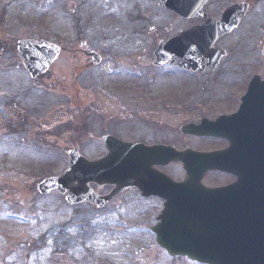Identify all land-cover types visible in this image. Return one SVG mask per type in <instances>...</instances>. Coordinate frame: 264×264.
<instances>
[{"label":"rangeland","instance_id":"rangeland-1","mask_svg":"<svg viewBox=\"0 0 264 264\" xmlns=\"http://www.w3.org/2000/svg\"><path fill=\"white\" fill-rule=\"evenodd\" d=\"M190 24L154 0H0V264H204L155 243L156 200L137 202L131 191L99 210L36 189L66 169L76 145L91 160L103 156L97 138L108 123L136 141L165 127L174 141L181 125L213 117L220 95L242 94L254 72L264 74V0L217 43L228 57L214 72L145 63L160 40ZM23 38L64 48L47 74L32 79L24 69Z\"/></svg>","mask_w":264,"mask_h":264},{"label":"water","instance_id":"water-1","mask_svg":"<svg viewBox=\"0 0 264 264\" xmlns=\"http://www.w3.org/2000/svg\"><path fill=\"white\" fill-rule=\"evenodd\" d=\"M160 7L174 11L181 18L197 16L209 0H156ZM246 6L225 11L222 22H210L203 27H191L161 42L155 51L157 64L170 63L192 71L214 70L225 58L224 51L211 48L223 36L237 28L246 14ZM61 52L60 46L33 39L17 43V54L29 74L35 78L48 71ZM232 131H219L218 124L203 120L200 126L182 128L185 133L225 135L231 139V148L220 154H202L191 150L178 152L168 147L125 143L106 136L108 157L89 161L77 149L69 151V167L60 177L45 179L38 184L42 194L52 190L69 192V204L85 201L104 203L127 187L138 186L146 194H157L167 200L157 232V242L171 255H186L209 264H264V81L256 77L250 84L240 112L227 121ZM166 151L169 160H182L189 177L182 185H172L171 192L163 191L162 178L152 165L158 152ZM236 153V154H235ZM233 154V155H232ZM239 159L237 166L231 160ZM194 160L193 164L189 159ZM246 159V165H244ZM218 160H223L220 162ZM190 165V166H189ZM194 166V167H191ZM214 169L237 173L245 182L248 175L256 178L262 194L246 195L245 205L213 208L202 198H217L231 193V189L212 190L200 184L201 176ZM194 175L198 177H194ZM254 180V179H253ZM116 184L108 197L101 199L93 193L89 183ZM196 188H191L194 187ZM192 190L198 200H187L184 191ZM260 194V195H259ZM230 205V204H229Z\"/></svg>","mask_w":264,"mask_h":264},{"label":"flooded vegetation","instance_id":"flooded-vegetation-1","mask_svg":"<svg viewBox=\"0 0 264 264\" xmlns=\"http://www.w3.org/2000/svg\"><path fill=\"white\" fill-rule=\"evenodd\" d=\"M263 0H212L209 4L206 5L205 9H202L203 14H201V16L195 17V18H190V22L191 24L189 26H202L204 25L206 22H208L209 20H214V21H220L223 17L224 11L231 5L233 4H247L249 3V12L247 14V16L244 18L241 26L239 27L240 29L242 27H244L246 20L248 18V16L250 15L252 8L254 7V5L257 2H261ZM86 54H89V52H87ZM147 63V65H152L151 62H145ZM259 73L263 78H264V74L261 72H254ZM252 74L255 75V74ZM251 77V76H250ZM249 81V79H248ZM157 97L159 101L164 102V96L163 95H159V96H154ZM242 97L243 94H225V95H220L219 96V100H217L218 102V107L219 110L217 112H215V115L213 117H208L210 119H217V117L221 114H225V115H232L234 113H236L238 111V109L240 108V105L242 103ZM150 110H144V112H148ZM203 118V117H202ZM201 121V119H200ZM194 123H199V122H195V121H191ZM105 127V126H104ZM165 127H158V129H156V131H154L152 134L154 135V140L152 141H147L146 139H142V140H133L136 142H142V143H146L149 145H153V144H163V145H174L176 148L180 149V150H184L187 148H192L194 150L197 151H219V150H223L225 148H227L229 146V143L226 139L224 138H208V137H199V136H195V135H185V134H180L179 139L177 140H171V138L169 137V133L170 131H168L167 129H164ZM108 133V132H105ZM151 134V133H150ZM159 134H161L159 136ZM126 140H132V139H128L125 138ZM206 143L207 145H205V147L203 146V144ZM210 143V144H209ZM104 147V145H103ZM107 154V150H105V154H103V156H105ZM173 165H180L182 167V163L178 162V163H170L167 166H159L157 169L163 172H166L167 169H169L170 167H172ZM176 181H183L185 179V172L182 170V174H180L179 176H176L174 178ZM238 180V177L233 175V174H227V173H223V172H209L207 173L204 178H203V183L206 186L209 187H222V186H227V185H231L233 183H235ZM248 185H252L251 181L248 183ZM105 190L101 191V194H108L110 193V191L112 190V187L107 186L104 188ZM132 192H135L137 195L136 197V201L141 202V200L144 201H148V200H156L157 202V206L161 209L164 205V201L159 198V197H153V198H146L143 197L140 190L138 189H133V190H129ZM129 191L125 192L124 194H121L120 196H118V198H122L123 196L127 195L129 193Z\"/></svg>","mask_w":264,"mask_h":264}]
</instances>
